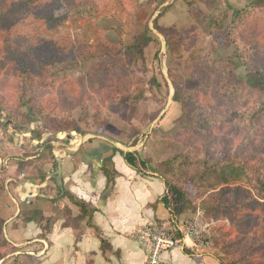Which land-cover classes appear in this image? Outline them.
I'll return each mask as SVG.
<instances>
[{
    "label": "trees",
    "instance_id": "trees-1",
    "mask_svg": "<svg viewBox=\"0 0 264 264\" xmlns=\"http://www.w3.org/2000/svg\"><path fill=\"white\" fill-rule=\"evenodd\" d=\"M41 1L0 0V6L7 5L11 13L28 12ZM98 5V0H60L59 3L34 13L31 22L32 39L37 40L40 35L58 32L67 26L66 23L82 30L85 40L74 42L68 52L33 46V43L32 47L0 49V74L11 78L9 99L0 97V121L3 118L10 119L21 130L30 121L29 114L47 131L52 132L57 128L49 109L37 102L38 93L33 94V91L37 87L54 86H59L61 93H65L63 86L72 89L77 86L84 90L86 79L81 78L76 83L67 75L55 72L56 65L64 61L84 64L94 61L86 84L94 91L100 90V98L104 104L124 97L137 100L142 96L143 79H132L128 72L130 66L142 58L147 39L134 36L131 42L125 43L120 38L118 46L104 43L101 39L104 27L99 21L106 16L118 15L114 11L100 9ZM9 19L10 15L0 17V25L7 26ZM155 20L152 26L164 37L166 47L174 43L190 51L189 64L194 75L192 83L187 86L174 84L172 100L180 104L184 117L189 122L178 124L172 131L171 141L179 142L181 150L171 159L162 162L169 175L163 178L165 193L161 201L169 209L171 216L179 215L184 204L188 203L185 202L188 197L185 186L189 175L200 162L201 154H210L200 141H206L214 132L218 135L232 133L237 137L241 134L258 151H250L244 155L238 149L229 153L223 147L222 159L205 167L200 174L195 195L205 201L203 209L207 220L229 222L227 226L220 224L212 229V245L218 263L264 264V100L256 107L253 105L255 98L264 92V0H250L232 11L222 37L223 45L232 49L225 57L192 49L200 34L198 25L188 23L176 34L167 36ZM79 22L83 25H79ZM209 26L210 30L221 28L220 20L212 19ZM144 27L152 33L148 23ZM88 33L93 35L91 43L86 38ZM154 37L158 41L155 34ZM2 58L8 60L10 73L2 71ZM239 69L243 74L237 73ZM122 78L126 84L119 88V84L115 82ZM106 85L109 89H106ZM109 90L111 93H107ZM63 114L68 115L66 107ZM0 127L5 131L8 129V126ZM68 130L79 132L74 121L70 122ZM31 135L41 139L42 132L36 127L32 129ZM8 138L12 141L13 135H8ZM54 140L51 135H47L44 143ZM135 144L134 141L131 146ZM52 150L53 144L43 149L41 154L49 157ZM121 154L132 169L137 172L145 169L146 160L138 151H121ZM158 166L159 164L157 169ZM212 172H218L220 184H211L205 180ZM65 194L78 207V214L72 217L70 210L64 207L62 212L65 220L62 226L80 228L79 223L85 218L86 223L92 225L95 210L89 203L69 193ZM33 218L41 229L38 238H45L52 218L44 217L40 211L34 212ZM95 235L99 238L100 249L104 253L109 245L97 229ZM80 236L81 229L77 232L75 241ZM15 251L16 248L4 237L3 220L0 219V264ZM87 264H92V261Z\"/></svg>",
    "mask_w": 264,
    "mask_h": 264
},
{
    "label": "rangeland",
    "instance_id": "rangeland-1",
    "mask_svg": "<svg viewBox=\"0 0 264 264\" xmlns=\"http://www.w3.org/2000/svg\"><path fill=\"white\" fill-rule=\"evenodd\" d=\"M249 1L239 0V5H236L231 4L230 0H98L100 9L108 12L114 11L118 15V17L106 16L99 21L104 27L101 32V39L104 43L118 46L120 38L125 43L131 42L134 36L147 39L142 58L132 64L128 72L132 79H143L144 91L137 100L124 97L121 100L104 104L100 98V90L94 91L91 86L86 84L94 61L85 64L64 61L56 65L55 72L59 75H67L72 82L76 81V83L81 78L86 79L84 81L86 88L82 90L77 86L73 89L63 86L62 89L65 90V93H61L59 86L35 88L33 94L37 95L38 93L37 102L49 109L53 123L58 126L52 132L46 130L45 133L51 135L55 139L54 142L63 141L64 143L72 135L80 139L103 136L121 143L130 151L136 149L140 156L146 160L145 169L150 168L149 166L156 168L159 164L158 167L166 171L162 162L171 159L181 150L179 142L171 141L172 131L178 124L189 122L185 119L180 104L172 100L174 84L187 86L192 83L194 75L191 73L189 64L190 51L184 50L174 43L166 47L164 37L153 28L152 22L156 19L157 26L164 30L167 36L176 34L188 23L198 25L200 34L192 49L225 57L230 54L232 49L223 45L222 37L232 16V11L244 6ZM59 2L60 0H42L30 11L19 13H11L7 5L0 6V17L10 15L9 24L7 26L0 25V49L32 47L31 43H33V46L57 48L60 52L65 53L74 42L85 40L82 30L72 27L68 23L58 32L40 35L37 40L32 39L33 25L31 22L34 13ZM214 18L220 20L221 28L210 30L209 24ZM146 23L152 33L158 37V41L155 40L154 34L145 29ZM79 25H83V23L79 22ZM86 38L90 43L93 41V35L90 33ZM2 61V71L10 73L8 60L2 58ZM237 73L243 74L241 69ZM153 79L155 80L152 81ZM106 83L111 84L112 82ZM115 83H118V87L122 88L126 81L122 78ZM10 85L11 78L0 74V97L5 100L9 99ZM106 89H109L108 85H106ZM107 93H111V91L109 90ZM263 100L264 92L255 98L253 105L256 107ZM65 107L68 115L63 114ZM28 116L30 121L21 130L14 126L10 119L3 118L0 121V126H8L7 131L0 127L1 158L7 156L9 147L12 146L8 135L15 137V134L23 132L22 130L32 131L41 125L32 115L28 114ZM71 121H74L78 126L79 132L68 130ZM41 132L44 134L43 131ZM214 133L206 141H200L208 148L210 154L202 153L200 162L189 175L188 183L185 186L188 193L185 202H191L194 211L190 218L184 219H191L199 213V218L206 226V232L201 240L204 239L206 248L212 249L213 252L212 229L220 224L227 226L229 222L228 220H207L205 218L203 209L205 201L195 195L199 176L205 167L212 166L222 159L223 147L229 153L238 149L244 155L250 151H258L241 134L240 137H237L232 133L227 135ZM25 134L30 135L28 132ZM134 141L136 144L131 146ZM205 180L211 184L221 183L218 172L209 173ZM24 262L25 260L20 264H27ZM5 264H10V262Z\"/></svg>",
    "mask_w": 264,
    "mask_h": 264
},
{
    "label": "crops",
    "instance_id": "crops-1",
    "mask_svg": "<svg viewBox=\"0 0 264 264\" xmlns=\"http://www.w3.org/2000/svg\"><path fill=\"white\" fill-rule=\"evenodd\" d=\"M230 1L239 5V0ZM27 132L16 133L7 156L0 157V219L4 237L16 248L3 264L23 260L27 264H145V252L133 233L146 223L171 217L161 201L166 171L149 166L137 172L121 154L130 149L103 136L80 139L72 135L65 143L47 144L48 134L38 139L31 130ZM52 144V155L42 156V150ZM65 193L95 210L92 225L85 218L80 228L62 226L64 207L72 217L78 214V207ZM36 211L52 218L45 238H38L41 229L33 218ZM192 211V203H186L175 217L182 221L190 218ZM79 229L81 236L75 241ZM95 229L109 245L104 253ZM161 259L165 264H219L212 249L192 242L164 253Z\"/></svg>",
    "mask_w": 264,
    "mask_h": 264
},
{
    "label": "built area",
    "instance_id": "built-area-1",
    "mask_svg": "<svg viewBox=\"0 0 264 264\" xmlns=\"http://www.w3.org/2000/svg\"><path fill=\"white\" fill-rule=\"evenodd\" d=\"M199 213L188 220L178 221L171 216L168 221L147 223L135 229L133 236L146 255L145 264H165L161 259L164 253L177 247H184L187 242L205 246L204 236L206 229Z\"/></svg>",
    "mask_w": 264,
    "mask_h": 264
},
{
    "label": "water",
    "instance_id": "water-1",
    "mask_svg": "<svg viewBox=\"0 0 264 264\" xmlns=\"http://www.w3.org/2000/svg\"><path fill=\"white\" fill-rule=\"evenodd\" d=\"M39 129L41 130V131H43L44 132V134H46L45 132H46V129L42 126V125H39ZM23 132H25V131H23ZM22 132V133H23ZM60 163H61V160H58L57 161V169H56V173H57V175L59 174V171H60Z\"/></svg>",
    "mask_w": 264,
    "mask_h": 264
}]
</instances>
